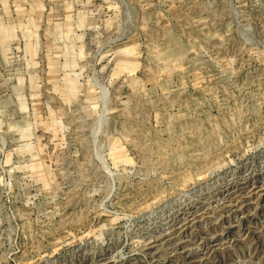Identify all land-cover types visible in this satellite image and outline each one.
<instances>
[{
	"label": "rangeland",
	"instance_id": "374dc122",
	"mask_svg": "<svg viewBox=\"0 0 264 264\" xmlns=\"http://www.w3.org/2000/svg\"><path fill=\"white\" fill-rule=\"evenodd\" d=\"M0 264H264V0H0Z\"/></svg>",
	"mask_w": 264,
	"mask_h": 264
}]
</instances>
